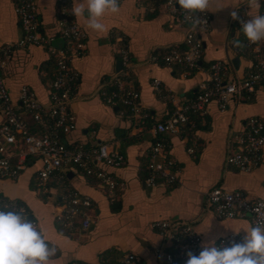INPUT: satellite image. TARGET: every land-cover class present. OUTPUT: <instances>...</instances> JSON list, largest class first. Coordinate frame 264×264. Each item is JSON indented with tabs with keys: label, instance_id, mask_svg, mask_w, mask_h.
Segmentation results:
<instances>
[{
	"label": "crops",
	"instance_id": "1",
	"mask_svg": "<svg viewBox=\"0 0 264 264\" xmlns=\"http://www.w3.org/2000/svg\"><path fill=\"white\" fill-rule=\"evenodd\" d=\"M74 2L70 0L71 8ZM165 3L166 0H121L117 13L107 12L101 18L104 32L87 29L85 17L74 16L85 33V49L72 61L78 74L77 98L70 103L75 123L64 140L72 145L108 143L125 157L120 167L102 165L120 185L112 202L95 181L73 169L65 170L69 186L92 200L89 228L67 230L56 221L60 189L53 179L48 192L38 189L36 176L42 167L39 158L30 157L17 179H0L2 200L17 203L31 220L37 221L45 237L58 246L60 251L49 264H117L130 254L137 264H162L159 250L168 249L170 242L151 227L156 220L190 224L201 237V244H215L236 232L243 238L252 227L248 217L218 218L207 194L220 187L264 200V152L260 164L249 172L239 171L226 162L227 156L239 149L235 135L248 118L264 120V85H258L251 94L231 99L222 109L213 100L207 114L195 119V126L186 134H166L178 167L176 181L172 185L160 182L154 187L145 184V177L149 148L157 134L140 131L125 108L109 106L101 97V90L107 88L121 67L122 45L129 53L140 103L155 120L164 119L172 106L154 93L153 79L160 80L163 89L178 98H187L197 91L206 78L205 69L217 59H228L238 77L253 69L256 59L252 54L235 51V47L246 45V37L231 13L235 11L246 19L264 14V0L252 3L251 7L248 0H210L206 10L210 16L209 30L201 34V69L188 76L181 75L175 66L151 59L153 54H161L171 46H181L184 39L185 27ZM58 12L59 0H38L39 31L52 39L53 47L63 44L58 32ZM22 33L15 1L0 0V45L17 43ZM253 49L259 50V58L264 62V41ZM236 57L238 62L234 65L232 60ZM54 68L48 46L18 47L3 69L11 102L18 106L20 90L28 86L39 101L46 103ZM192 146L193 153L188 150Z\"/></svg>",
	"mask_w": 264,
	"mask_h": 264
},
{
	"label": "built area",
	"instance_id": "2",
	"mask_svg": "<svg viewBox=\"0 0 264 264\" xmlns=\"http://www.w3.org/2000/svg\"><path fill=\"white\" fill-rule=\"evenodd\" d=\"M14 1L23 33L17 43L0 45V179H17L30 157L39 158L42 167L36 176L38 189L48 192L51 178L60 189L56 221L67 230L85 231L91 224L92 200L69 186L65 170L73 169L84 176H91L112 202L120 185L102 165L120 167L125 163V157L108 143L72 145L64 140L65 134L70 132L75 123L70 103L77 98L75 90L78 74L72 67V61L83 54L85 49V33L71 14L70 0H59L57 25L63 41L59 47H53L52 39L39 31L38 0ZM165 4L170 12L178 14L179 23L185 27L184 39L181 46H171L161 54H153L151 59L153 62L177 67L183 76L191 75L201 69V34L209 30L210 16L206 11L197 13L201 24L193 28L185 21V10L178 4H174L173 0H166ZM237 14L239 18L233 21L241 29L240 21L247 19ZM260 42L253 44L246 39V45L235 47L236 52H249L256 59L252 70L238 77L228 59H217L205 69L206 78L199 83L197 91L187 98H178L163 89L160 80L153 79L154 93L172 106L162 120H155L141 105L139 92L132 80L128 50L125 45L119 48L121 67L100 94L107 105L125 108L134 119L137 129L151 130L157 134L149 148L146 163L145 184L148 187H154L160 182L172 185L176 181L178 167L170 153L171 144L166 134H186L195 126V119L207 114L211 101H216L222 109L231 99L251 94L258 85H264V62L259 58V50L253 49ZM28 44L48 46L54 57L55 68L49 84V98L43 103L36 98L30 87L23 86L19 105L15 106L4 83L3 69L15 50ZM235 140L239 149L229 154L226 162L243 172L257 168L264 152V120L248 118L242 130L235 135ZM188 150L193 153L195 149L192 146ZM207 200L218 218L248 217L252 226H264V200L260 198H250L240 190L214 187L209 190ZM5 206L19 209L17 203L5 202L0 197V208ZM151 227L170 242L168 249L159 250L162 264H186L189 250L194 254L201 251V237L190 224L156 220ZM242 239L240 234L231 233L220 238L215 246H230ZM117 264L137 263L135 256L130 254Z\"/></svg>",
	"mask_w": 264,
	"mask_h": 264
},
{
	"label": "clouds",
	"instance_id": "3",
	"mask_svg": "<svg viewBox=\"0 0 264 264\" xmlns=\"http://www.w3.org/2000/svg\"><path fill=\"white\" fill-rule=\"evenodd\" d=\"M173 2L185 10L184 19L193 28L201 24V18L196 14L205 12L210 4V0ZM252 3H258V0H248L250 7ZM118 11L119 0H75L71 14L77 18L85 17L87 29L104 32L106 28L101 18L107 12ZM231 16L239 18L235 11ZM240 23V30L249 42L264 41V14L251 16ZM59 251L22 208H0V264H49ZM187 257L186 264H264V226H252L240 242L230 246L218 248L214 242L202 243L198 254L189 250Z\"/></svg>",
	"mask_w": 264,
	"mask_h": 264
},
{
	"label": "water",
	"instance_id": "4",
	"mask_svg": "<svg viewBox=\"0 0 264 264\" xmlns=\"http://www.w3.org/2000/svg\"><path fill=\"white\" fill-rule=\"evenodd\" d=\"M237 62H238V58H237V57H236V58H233L232 63H233L234 65H236Z\"/></svg>",
	"mask_w": 264,
	"mask_h": 264
},
{
	"label": "trees",
	"instance_id": "5",
	"mask_svg": "<svg viewBox=\"0 0 264 264\" xmlns=\"http://www.w3.org/2000/svg\"><path fill=\"white\" fill-rule=\"evenodd\" d=\"M90 181L94 182L95 180L91 176H86ZM52 180V178H51Z\"/></svg>",
	"mask_w": 264,
	"mask_h": 264
}]
</instances>
